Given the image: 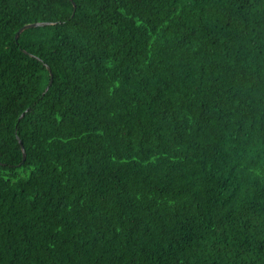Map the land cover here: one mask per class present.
Segmentation results:
<instances>
[{
  "label": "trees",
  "instance_id": "16d2710c",
  "mask_svg": "<svg viewBox=\"0 0 264 264\" xmlns=\"http://www.w3.org/2000/svg\"><path fill=\"white\" fill-rule=\"evenodd\" d=\"M0 264H264V0H0Z\"/></svg>",
  "mask_w": 264,
  "mask_h": 264
},
{
  "label": "water",
  "instance_id": "95a60500",
  "mask_svg": "<svg viewBox=\"0 0 264 264\" xmlns=\"http://www.w3.org/2000/svg\"><path fill=\"white\" fill-rule=\"evenodd\" d=\"M73 5H75V4H73ZM44 23H46V22H32V23H26V24H24L23 26H21V27L17 30V32H16V34H15V39L17 40L18 35H19L23 30H25V29H27V28H30V27H35V26L43 25ZM50 76H51V74H50ZM50 82H51V80L49 81V83H50ZM47 89H48V86L45 88V90H47ZM21 115H23V114H21ZM18 141H19L20 146H21L22 160H24L25 157H26V153H25L24 147H23V145H22V142H21L20 140H18Z\"/></svg>",
  "mask_w": 264,
  "mask_h": 264
}]
</instances>
